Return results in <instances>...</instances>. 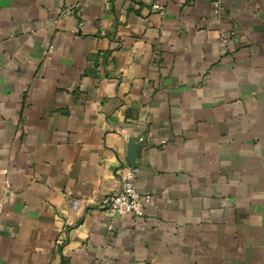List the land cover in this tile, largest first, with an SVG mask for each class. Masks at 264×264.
Masks as SVG:
<instances>
[{"label":"crops","instance_id":"obj_1","mask_svg":"<svg viewBox=\"0 0 264 264\" xmlns=\"http://www.w3.org/2000/svg\"><path fill=\"white\" fill-rule=\"evenodd\" d=\"M219 1L0 0V264H264V0Z\"/></svg>","mask_w":264,"mask_h":264},{"label":"built area","instance_id":"obj_2","mask_svg":"<svg viewBox=\"0 0 264 264\" xmlns=\"http://www.w3.org/2000/svg\"><path fill=\"white\" fill-rule=\"evenodd\" d=\"M156 9L162 10L159 5L154 6ZM222 11L219 0L213 2V12L219 15ZM234 32L231 36H234ZM227 42V37L223 38ZM138 169L133 166H125L121 176L120 187L109 198L108 210L111 215L126 216L132 215L134 218L143 217L145 214V206L152 202L151 195L141 194L137 188ZM78 202L74 203V209L77 208Z\"/></svg>","mask_w":264,"mask_h":264},{"label":"water","instance_id":"obj_3","mask_svg":"<svg viewBox=\"0 0 264 264\" xmlns=\"http://www.w3.org/2000/svg\"><path fill=\"white\" fill-rule=\"evenodd\" d=\"M129 165H130V166H133V167H135V166H136V164H135V163H133V162H131Z\"/></svg>","mask_w":264,"mask_h":264}]
</instances>
